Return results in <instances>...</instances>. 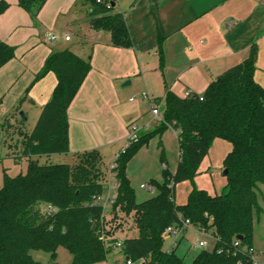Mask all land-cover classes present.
<instances>
[{"label":"trees","instance_id":"obj_1","mask_svg":"<svg viewBox=\"0 0 264 264\" xmlns=\"http://www.w3.org/2000/svg\"><path fill=\"white\" fill-rule=\"evenodd\" d=\"M47 0H17V5L36 23ZM86 7L89 28L107 32L110 45L130 48L132 43L122 13L115 11L116 0H79ZM114 5V6H112ZM9 4L0 0V16ZM256 50L241 63L210 82L202 95L190 93L178 97L170 90L165 97V111L154 131L120 153L115 162L117 196L112 210L105 215L92 198L104 193L107 167L98 150L69 155L68 110L91 69L69 49L51 52L40 71L39 80L47 73L56 77L50 100L29 133H23L19 122L11 124L19 110L20 99L13 112L1 124L4 144L15 162L24 159V174L10 177L4 168L0 188V264H40L30 251L42 250L55 259L62 247L72 256V264H97L106 259L117 232L132 229L136 237H127L120 249L124 258L144 264H254L248 250L257 195L264 186V87L254 80ZM15 58V49L0 42V68ZM202 97V101H200ZM22 122V120H21ZM18 131L14 140L12 133ZM171 128L177 134L179 159L176 171L163 169L161 184L151 182L158 193L140 203L126 176L132 156L154 134ZM231 144L223 160L226 184L219 195L192 186L184 205L174 199L175 185L199 175V167L214 140ZM63 155L72 163L39 164L38 158ZM46 206L55 211L44 212ZM118 211L115 212V209ZM212 235L211 251L200 250L190 261L179 257L176 249L163 250L168 228L179 234L186 231L183 221ZM93 228H95L93 230ZM242 236L243 240L236 239ZM238 242V247L234 243Z\"/></svg>","mask_w":264,"mask_h":264},{"label":"crops","instance_id":"obj_2","mask_svg":"<svg viewBox=\"0 0 264 264\" xmlns=\"http://www.w3.org/2000/svg\"><path fill=\"white\" fill-rule=\"evenodd\" d=\"M4 1L9 8L0 16V42L15 49V58L0 68V142L1 124L26 90L17 113L31 112L38 119L56 77L47 73L35 80V75L51 52L65 49L89 59L91 65L68 110L69 155L98 150L103 162L109 161L106 167L122 149L130 125L144 133L160 120L168 90L178 97L187 91L202 95L210 82L244 61L252 47L254 80L264 87V0H116L115 11L124 16L130 48L113 47L109 33L91 30L86 7L79 0H47L36 23L17 0ZM49 35L56 40L48 41ZM66 35L69 41L64 40ZM74 36L78 41H73ZM143 93L148 100L140 97ZM151 105L158 108V119L152 117ZM17 113L11 124L17 122ZM230 150L231 144L213 141L195 178L208 174L209 181L197 184V189L211 196L222 192L225 176L216 186L213 168H222ZM191 189L180 202L174 195L177 205L186 203ZM195 230L200 234L198 243L211 239L210 234Z\"/></svg>","mask_w":264,"mask_h":264},{"label":"rangeland","instance_id":"obj_3","mask_svg":"<svg viewBox=\"0 0 264 264\" xmlns=\"http://www.w3.org/2000/svg\"><path fill=\"white\" fill-rule=\"evenodd\" d=\"M73 41H78V37L74 36ZM132 97V96H131ZM134 97H132L133 99ZM166 103L161 105L160 110V120L154 121V123L149 126L145 133H149L155 130L159 126L164 116ZM27 118L25 122H21V117L17 113L16 119L19 122L18 127H20L23 133H29L36 121L33 113L27 114L24 111H20ZM12 133L14 140L19 137L18 131H14L12 128ZM1 149L2 154L0 156V188L3 184V170L7 169V175L10 177L17 176L18 174H24L27 170V162L22 159L19 162H15L12 159V155L8 150V147L4 144V133L1 134ZM224 141V140H223ZM227 142V141H224ZM228 143V142H227ZM112 160V159H111ZM39 164H66L72 163L70 158H65L63 155H53L49 158H38ZM107 160H104V166L107 164ZM178 163V142L177 137L170 128H165L160 134H154L148 139L146 145L142 146L130 159L126 166V176L129 180L130 186L134 192V200L136 203L145 201L158 193L157 188L153 191H144L140 189L142 184H151L155 182L161 184L164 180L163 169L173 174ZM223 164V163H222ZM165 166V167H164ZM216 178H213V184L217 186V183L224 181L223 169L216 165L213 168ZM208 174H202L196 180L194 179L193 184L190 181H182L175 185V196L176 201H181L186 198L188 190L192 186H197V184H208L209 178ZM220 188V185H218ZM215 190V189H213ZM257 208L259 212H254L253 214V224H252V234L250 244L254 249V259L260 264H264V186L260 187V192L257 195ZM110 212L109 208L105 209V215ZM198 232L189 227L184 234L171 233L167 238L164 239L162 248L166 252H170L174 246V242H179L178 247H176V253L179 256H184L183 254L187 249L188 255L185 259L187 262L191 260V257L199 252L200 250L196 247L198 240L200 238ZM137 231L132 229L131 223L129 224V230L117 232L116 238L119 241H123L127 237H136ZM207 246L204 250L211 251L214 246L212 239L204 238ZM32 259L40 264H72L71 254L64 248L60 247L57 249L55 259H51L50 254L42 250H32L30 251ZM124 261V256L120 249H116L113 245L110 247L106 259L103 262L97 264H118Z\"/></svg>","mask_w":264,"mask_h":264},{"label":"built area","instance_id":"obj_4","mask_svg":"<svg viewBox=\"0 0 264 264\" xmlns=\"http://www.w3.org/2000/svg\"><path fill=\"white\" fill-rule=\"evenodd\" d=\"M98 2H100V0H98ZM47 40L53 42L56 40V37L54 35H49ZM64 40L69 41L70 36L66 35L64 37ZM189 95H190V92L187 91V92H185L184 96L187 97ZM140 97L144 100H148V95L146 93H143ZM199 99H200V101H202V97H200ZM131 100H133V99H131ZM151 115L154 119H158L159 111H158V108H156L154 105H151ZM139 133H140V128L137 125L132 124L129 126L127 133H126V136H125V139H124V144H123L122 149L115 155V157L113 158V160L111 161V163L107 167V181H106V184L104 187V193L101 195H96L92 198L93 203L100 205L102 207V209L104 210V213H105L106 208H109L110 211L112 210V206H113L115 199H116V196H117L118 183L116 180V172L114 171L115 166H116L115 165L116 159L118 158L120 153H123L125 151L126 148H128L131 144L136 143L138 141ZM140 189L150 192V191H153L154 187L151 184H142V185H140ZM53 211H55V209L51 206H46V208L44 209V212L51 213ZM117 211H118V208L115 209V212H117ZM182 225L184 228L191 227L189 221H187V220L183 221ZM198 231L205 233V232L200 231V230H198ZM171 233L179 234V231H178V229L173 228V227L168 228L166 230L164 236H169ZM209 237L215 241V239L212 235H209ZM176 244L177 243L174 242V246H176ZM238 245H239L238 242L234 243L235 247H238ZM206 246H207L206 241H200L196 247L200 250H204V248ZM113 247L116 249H121L122 248V241L117 240L114 243ZM248 252H249L250 256L252 257L253 263L254 264H260V263L256 262L254 259V252H255L254 249L250 248L248 250ZM118 264H144V261L141 260L139 262H134L133 260H130L129 258H127V260H126V258H124V261L122 263H118Z\"/></svg>","mask_w":264,"mask_h":264},{"label":"water","instance_id":"obj_5","mask_svg":"<svg viewBox=\"0 0 264 264\" xmlns=\"http://www.w3.org/2000/svg\"><path fill=\"white\" fill-rule=\"evenodd\" d=\"M112 6H114V5H112ZM19 117H21L22 122H25L26 121V117L23 115V113H19ZM222 174H223V176H226L227 175V171L226 170H223V173ZM94 229L95 228H93V230ZM236 239L239 240V241H242L243 240V237L242 236H237ZM126 260H127V257H126Z\"/></svg>","mask_w":264,"mask_h":264}]
</instances>
